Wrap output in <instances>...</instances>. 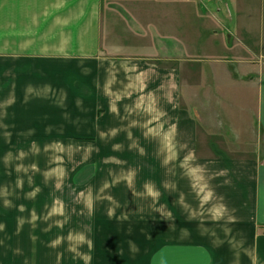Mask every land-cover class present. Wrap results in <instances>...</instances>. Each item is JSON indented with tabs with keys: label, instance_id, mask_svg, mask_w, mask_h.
Wrapping results in <instances>:
<instances>
[{
	"label": "crops",
	"instance_id": "obj_1",
	"mask_svg": "<svg viewBox=\"0 0 264 264\" xmlns=\"http://www.w3.org/2000/svg\"><path fill=\"white\" fill-rule=\"evenodd\" d=\"M198 2L0 0V190L9 148L98 149L81 184L98 187V212L146 217L145 188L158 189L147 220L165 247L147 264H264V0H204L207 18ZM216 41L229 58L213 59L211 76L200 65ZM222 131L238 138L226 148L256 152L215 149L207 134Z\"/></svg>",
	"mask_w": 264,
	"mask_h": 264
},
{
	"label": "rangeland",
	"instance_id": "obj_2",
	"mask_svg": "<svg viewBox=\"0 0 264 264\" xmlns=\"http://www.w3.org/2000/svg\"><path fill=\"white\" fill-rule=\"evenodd\" d=\"M198 8L200 16L207 18L208 12L204 0H199ZM188 16L190 34L192 26L197 21V15L194 16L192 13L191 5ZM198 24L201 25L202 22L199 20ZM188 31L186 27L184 32ZM209 39L210 37H204L201 43L206 45L212 42ZM218 42L221 43V40L219 39ZM218 42L216 41L217 48H219ZM220 48L218 53L206 54L205 57L211 61L204 60L200 65L207 75L213 74V64H215L213 59L229 58L223 47ZM200 56L204 57L203 53ZM185 93L184 90V96ZM215 119L220 122L222 120V118H212ZM207 135L212 137L210 143L215 149L216 146H221L223 150L228 149L244 156H252L256 152L255 148L250 150L226 148L233 146L236 148L238 145L237 135L233 133L222 131ZM27 136L30 134H24L23 137ZM223 136L226 137V142ZM65 147L40 149L26 145L6 150V155L1 161L7 182L1 184L0 190V264H147L149 261L152 262L153 257L160 252V248L165 247L164 243L158 244L159 222L147 220L154 218L155 221L158 220L160 207L158 189H152L155 195H150L148 191L144 193V195L149 194L147 197L149 213L146 217L142 216L144 212L139 217L134 214L131 216L132 211L128 212V208L113 216H111L112 210L111 213L102 214L98 209L101 210V206L107 208V205L105 201L99 202V197H95L94 193L98 187L96 185L91 187L89 183L86 187L81 185L85 182L84 179H89L98 170L96 165L98 158L93 162L90 161L91 157L97 156L98 149L91 150L83 146ZM140 150L135 151L140 152ZM117 151L123 152L122 149ZM260 151L264 154V148ZM135 155L138 153H133V156ZM42 159L43 162L47 161V166L44 164L40 167ZM67 160H69L68 164H65ZM75 167L77 168L71 174L73 177L68 180L70 170ZM145 170V167L139 163L130 166L128 173L135 172L136 179L141 172H147ZM80 177L83 179L79 180ZM134 182L135 180H132L133 184ZM89 188H92V194L85 191ZM149 188H151L150 183L145 190ZM132 190L134 197L138 198L136 194L139 193L133 188ZM144 195L137 199V203L131 204L133 208L141 209V205L146 202ZM108 203L112 208V201ZM98 214L102 215L98 216ZM160 216L164 222V216L162 214ZM110 217L117 219L112 222L113 225L119 224V227L111 231L100 226L98 229L96 219L101 218L100 222L104 223V220ZM170 220L171 218L168 217V226L172 224ZM142 221L150 223L151 229H143L140 225ZM183 251L178 250L180 253ZM174 254L171 251L167 256L173 257Z\"/></svg>",
	"mask_w": 264,
	"mask_h": 264
},
{
	"label": "clouds",
	"instance_id": "obj_3",
	"mask_svg": "<svg viewBox=\"0 0 264 264\" xmlns=\"http://www.w3.org/2000/svg\"><path fill=\"white\" fill-rule=\"evenodd\" d=\"M148 192H149L150 195H155V194H156V193L152 190V188H149V189H148Z\"/></svg>",
	"mask_w": 264,
	"mask_h": 264
}]
</instances>
